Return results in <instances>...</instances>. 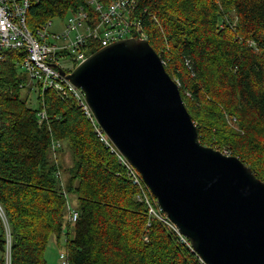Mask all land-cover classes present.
Wrapping results in <instances>:
<instances>
[{"label": "trees", "instance_id": "trees-1", "mask_svg": "<svg viewBox=\"0 0 264 264\" xmlns=\"http://www.w3.org/2000/svg\"><path fill=\"white\" fill-rule=\"evenodd\" d=\"M83 5L39 0L29 28ZM135 14L180 83L201 143L228 148L264 181V0H137ZM25 58L9 50L1 68L0 202L12 229V263L45 264L50 240L65 238L69 264H200L175 232L149 216L129 172L75 100L50 90L48 120L40 122L41 99L37 108L28 105L32 89L17 69ZM54 141L61 147L53 149ZM65 144L71 163L60 153ZM69 200L77 222L67 212ZM5 245L0 221V264Z\"/></svg>", "mask_w": 264, "mask_h": 264}, {"label": "water", "instance_id": "water-1", "mask_svg": "<svg viewBox=\"0 0 264 264\" xmlns=\"http://www.w3.org/2000/svg\"><path fill=\"white\" fill-rule=\"evenodd\" d=\"M99 125L207 264H264V181L204 146L180 87L148 41L101 48L72 74Z\"/></svg>", "mask_w": 264, "mask_h": 264}, {"label": "built area", "instance_id": "built-area-1", "mask_svg": "<svg viewBox=\"0 0 264 264\" xmlns=\"http://www.w3.org/2000/svg\"><path fill=\"white\" fill-rule=\"evenodd\" d=\"M38 1L0 0V97L2 95L1 68L6 52L9 50L24 51L26 58L20 66L27 72L32 82L38 84V94L41 99L40 122L48 120L45 95L50 90L62 98L75 100L94 125L95 132L101 141L118 157L120 163L129 172L133 184L139 189L138 199L147 205L149 216L164 223L177 234L182 243L199 256L188 238L182 235L177 226L166 216L138 170L120 152L99 125L84 91L61 74V70L67 75L72 74L93 54L91 51L94 44L100 46L101 49L125 39L149 42V34L144 22L135 14L137 0H109L108 3L102 0H88L86 5L80 6L78 10L67 16L68 20L61 24L60 31H55L56 24L53 19L32 31L29 28L28 15L33 3H38ZM162 61L166 65L164 60ZM187 66L190 67L189 62ZM177 84L180 87V83ZM60 147V142H53V149ZM224 153L227 156L231 155L227 151ZM69 213L70 220L77 222L79 212L70 209ZM0 221L6 238L5 264H13L12 229L1 202ZM199 260L200 264H207L200 256Z\"/></svg>", "mask_w": 264, "mask_h": 264}, {"label": "rangeland", "instance_id": "rangeland-1", "mask_svg": "<svg viewBox=\"0 0 264 264\" xmlns=\"http://www.w3.org/2000/svg\"><path fill=\"white\" fill-rule=\"evenodd\" d=\"M87 1L88 0H86V2ZM53 20H54V22L56 24L55 31H60L61 24L66 23L67 20H68V17L61 18V19L60 18H56V19H53ZM17 69H18L19 74H21L22 78L25 79L26 86H28V82H31L33 84V86L32 85L28 86V87H30L32 89L29 92L30 98H29L28 105L30 107H32V108H37L39 106V94H38V88H37L38 84L36 82H32V80L30 79V77L27 74V72L20 65H18ZM22 95H23V98L28 95V89L27 88L23 89ZM33 102H34V104H32ZM225 151H227V152H229L231 154V151L228 148L222 149L221 152L224 153ZM64 152H65L64 160L67 163H71L72 162V155H71V152L69 150V145L68 144L64 145V150L62 152H60V153L63 154ZM230 156H232V154ZM68 203H69V207H68ZM68 203H67V212H69L70 209L78 211V209L73 205L71 200H69ZM146 240H148V239L146 238ZM65 241H66L65 238H63L61 240V243H59L56 238H52L50 240V243H49V245L47 246V248H46V250L44 252V259L46 261L45 264H66V263H68L67 252H66V249H65Z\"/></svg>", "mask_w": 264, "mask_h": 264}, {"label": "crops", "instance_id": "crops-1", "mask_svg": "<svg viewBox=\"0 0 264 264\" xmlns=\"http://www.w3.org/2000/svg\"><path fill=\"white\" fill-rule=\"evenodd\" d=\"M28 84H30V86H31V85L33 86V84H32L31 82H28ZM29 98H30V95H29ZM32 104H34V102H33Z\"/></svg>", "mask_w": 264, "mask_h": 264}]
</instances>
